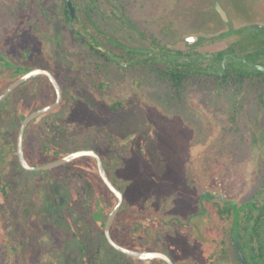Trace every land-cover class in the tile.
<instances>
[{"label": "rangeland", "instance_id": "374dc122", "mask_svg": "<svg viewBox=\"0 0 264 264\" xmlns=\"http://www.w3.org/2000/svg\"><path fill=\"white\" fill-rule=\"evenodd\" d=\"M99 1L102 9L109 8L108 0ZM121 1L128 3L127 10L134 22L140 27L142 23L141 29L154 35L151 22L157 1L112 0V5H119ZM178 1L181 3L178 13L181 10L189 14L187 26L176 38L170 36L164 26L161 27V43L175 50L188 48L185 37L203 27L207 20L219 21L215 12L209 11L207 15L200 9L198 19L194 21L197 12L191 16L196 10H193V0H160L163 22L169 21L170 5ZM221 2L235 22L234 28L247 24L264 25V0ZM85 3L88 6L89 0ZM207 3L205 0L204 5ZM9 9L16 13L15 18L9 19L10 25L16 26V35H25L17 42L28 53L29 58L23 64L55 70L61 66L64 70L57 72L64 84L73 82L61 107L40 117L31 127L27 142L30 156L44 165L54 161L56 154L61 152H97L123 192V206L135 214L160 217L166 221L160 224L161 232L152 244L141 239L147 251L159 250L169 254L176 264H231L216 253V244L211 241L219 237L218 231L213 230L215 216L211 204L201 198L194 186L199 174H209L208 182L201 185L200 192H221L233 198L236 196L233 187L224 182L233 174H237L236 180L240 181L237 159L242 163L248 160L251 163L253 159L249 134L235 136L241 142L240 147L232 149L220 145L221 148L216 149L224 134L220 124L213 125L217 120L209 114L214 117L226 97H214L208 90H188L183 95L199 94V102L191 105L194 109L188 102L186 108L164 103L165 88L156 84L140 88L143 92L140 94L125 83L119 69L105 67L102 60L97 59L98 67L91 69L88 64L93 60L90 61L86 46L80 50L76 36L71 35L72 27L65 20L59 22L64 51L59 53L55 49L56 43L50 44L49 51L54 57L51 66L42 45L27 26L36 11L26 15L30 7L25 8L22 14L26 16L22 21L21 6H4L0 7L2 19L8 15ZM0 25L3 28L9 24L1 22ZM39 29L42 33L40 26ZM102 29L129 43L131 37L139 38L136 31L126 28L114 15L111 21L107 19V26L103 24ZM233 39L227 38L222 43L205 40L200 44L195 42L192 47L202 52H214L225 48ZM142 40H138L139 44L150 46L148 41ZM7 42L11 53L20 52L15 41L8 39ZM69 73L71 78L67 80ZM46 81L44 77H38L0 102V141L17 140L21 126L19 117L48 100L50 87ZM103 82L108 86L101 88ZM92 93L94 97L90 95ZM122 98L126 101L123 107L119 111L113 110V103L117 105ZM245 123L241 119V127ZM243 130L241 128V132ZM229 138L231 143L233 137ZM5 151V148L0 150V163L4 162ZM53 151L56 154L53 155ZM12 153L17 155V146ZM223 153L225 155L221 156ZM91 168V157H81L50 170L18 168L9 176L8 193L0 191V264H123L122 256L110 252L104 241V229L96 206L98 208L99 195H108L106 187L96 176L92 177ZM240 169L243 175L253 173L252 168ZM80 170L85 178L77 174ZM219 176L223 178L222 184ZM251 184L248 179L242 182V195H251L248 194ZM173 218L184 225L177 221L172 223ZM187 223L191 226H186ZM230 253L234 255L233 250ZM126 259L140 264L131 257Z\"/></svg>", "mask_w": 264, "mask_h": 264}, {"label": "flooded vegetation", "instance_id": "af4514ba", "mask_svg": "<svg viewBox=\"0 0 264 264\" xmlns=\"http://www.w3.org/2000/svg\"><path fill=\"white\" fill-rule=\"evenodd\" d=\"M156 1L157 5L151 22L155 33L154 35H150L142 30V23L140 27V25H137L134 22V18L132 19V16L129 15V11L127 10L128 3L124 4L123 1H121L119 5H112V0H108L107 4L109 8L102 9L99 0H89L88 6L86 5L85 0H71L74 8L73 13L70 11L68 0H0V7H10L14 4L21 6L22 9L20 10V14L22 21H24L23 18L27 15V13L31 14L32 11H36L37 7H40L39 15L37 16L35 12V15L27 21V26L31 27V25L40 21L44 44L42 49L44 50V54L51 66L53 64L51 61L54 60V57L51 56L49 51L50 44L53 45L56 43L57 47L55 49H57V51L59 50V53L60 51H64V48H62L58 42V38L60 37L59 22L60 20L69 22L70 19L72 30L76 36L75 40L79 44L80 50L83 49L85 45V49L88 50L90 61L93 60L92 63L88 64L89 67L95 70L99 65L97 63V59H100L104 62L105 67L117 68V65L112 62L111 57L112 53L116 51L122 56V63L119 70L125 79V83L132 87V89H135L136 91L138 90L140 94H143L141 91L142 89L140 88L156 84V86L165 88L163 97L165 99V101H163L164 103H167L172 107L181 108H186L187 102L190 103V107H193L191 105H195L199 102L198 93L196 95H183L184 92L188 90L190 91L191 89L208 90L214 95V97H226V101L220 104L221 107L217 109L216 115L212 117L209 114V117L217 120V123L213 125L220 124L224 134L221 137L222 139L219 144H217L218 146L216 145V149L219 150L218 148H221L220 145L223 147L228 145V148L232 149H234L235 146L240 147L241 142L240 140H236L237 137L235 136L240 134H249V144L251 149L250 154L253 156V159L251 163L248 162L249 160L246 161V163L244 161L242 163L241 160L238 161L237 159L236 163H239L238 174L241 178L240 181L238 182L236 180L237 174H233L229 177V180L227 179V181L224 182L230 183L233 187L234 194L236 195L233 198L226 196L221 192L208 190H205L203 193L200 192L201 185L204 186L208 182L209 174H207V176L199 174V180L195 179L196 181L194 182V186L198 188V194L201 195V198L211 204L212 213L214 214L216 221L213 226V230L218 231L219 234L217 239H211V241L217 244L219 256L228 260L231 264H243L239 256L234 237L236 214L238 213L240 218L238 240L247 263L264 264V44L262 43L263 41L259 40V37L264 36V31H262L264 30V25H252L257 26L253 28L247 24L246 26H242L240 28H234L233 24L235 22L230 18L221 0L219 1L228 14V21H225L216 10L215 0H207V5H204L205 0L202 3H200L201 0H193V2L190 0L194 5L193 10L196 9L192 12L191 16L194 17L197 12L195 15L196 18H193L194 21L198 19L197 15L199 14V9L202 13H207V15L209 11L215 12L219 21L213 22L211 20H207V23H204L203 27H198L194 30V32H192V34L185 37V43L189 46L186 49H180V51L199 52L203 55V61L200 64L201 78H198L196 81L187 80L179 87H176L173 83L163 82L160 79L162 49L164 48V50H166L167 47L161 43V27L164 26L167 29L166 31H168L170 36L173 38L179 37L181 29L184 28L185 25L187 26L186 20L189 14L186 11L181 10L178 13L177 9L181 8V3L178 1V3H172V5H170L173 10L170 8V16H167L169 21L167 20L168 22H163L161 20L162 14L159 5L160 0ZM27 7H30V10H27L26 15L23 16L22 13L25 12V8ZM64 7H68V15L64 13ZM86 8L89 9L88 17L86 15L88 23L83 19L80 13L81 9ZM7 11L8 12L6 13H8V15L3 18L4 20L2 19L0 11V24L1 22L9 24L3 28H1L0 25V55L4 57V60H0V78L3 75H9L14 78V80L10 83L12 84L17 79L22 77L23 74H20L16 69L5 68L8 63H14L17 66L24 67L28 70L40 69V67H27L23 64V61L28 60L29 58L28 53L23 51L20 42L19 44L17 42L19 39L24 38L25 35H16V26L12 27L10 25L11 21L9 20L13 17L15 18L16 13L10 9ZM188 11L190 12V10ZM113 15L120 19L121 22L126 25V28L136 31L139 38L131 37V43H129L128 41L114 38L110 31L102 29V25L104 24L107 26V19L109 18L111 21ZM81 19H83L82 22ZM68 24L70 25V22ZM83 26H87L89 28L87 33L83 31ZM225 27L228 29L226 30ZM191 36L197 37L198 39L191 43L187 40V38ZM227 38L234 39L229 41L225 48L214 52H202L196 50L195 47H192L195 42L200 44L205 40H208L213 43H222ZM247 38L248 42L246 41ZM8 39L9 41L13 40L16 42L18 49H20L18 54L11 53V50L8 49ZM142 39L148 41L150 46L146 47L143 43L139 44L138 40ZM116 40L118 43L117 45L114 44ZM234 42H239L240 45L237 47V53H235L236 56L233 53H230V55H234L241 61V63L231 64L226 62L230 55L223 59L221 64L223 67L222 71L217 68L219 65L215 62L208 63L211 56H216L220 52L228 49L230 44ZM170 49L175 50L172 48ZM145 57H148L149 59L145 60ZM75 58L79 60V57ZM188 65L192 66L190 64H186L185 66ZM246 68H249V70L246 71ZM41 69L49 70L57 78L64 91V102L67 98V93L64 88L63 79L55 69L43 67ZM41 76L44 75H40L38 77ZM225 76L228 78H225ZM38 77L28 81L22 86L32 83L37 80ZM43 85L46 86L47 84ZM22 86L18 87L16 90L22 88ZM105 86L108 85L103 82L100 87L103 88ZM90 95L94 97L93 93ZM56 99L57 92L55 101ZM125 102L124 98H122L117 105L116 103H113L114 105L111 107L113 110L115 107L122 108V104ZM61 105L59 107H61ZM59 107L57 109H59ZM193 108L195 109V107ZM241 119L246 121L243 127H241ZM227 124H230V126L226 127L225 125ZM241 128H244L245 130L241 132ZM230 136L233 137L231 143L228 141L230 140ZM1 149L3 148H0V150ZM224 155L225 153L221 154V156ZM6 157L7 151H5L4 161L6 160ZM235 160L236 159L234 158L233 161L235 162ZM240 167H248V170L252 168L253 173L243 175V173H240ZM109 177L111 178L110 175ZM218 178L219 182L222 184L223 178L221 176ZM247 179L248 181H252V184L249 187L250 191L248 193L251 194L250 196H246V193L245 195L241 194L242 182ZM114 183L117 185L115 181ZM107 188L106 191L108 195L109 188ZM176 221L178 223H182L179 219L174 218L171 222L175 224L177 223ZM101 225L104 229L102 222ZM182 225H184V223H182ZM186 226L191 225L187 223ZM231 250H233L234 255L230 253Z\"/></svg>", "mask_w": 264, "mask_h": 264}, {"label": "trees", "instance_id": "16d2710c", "mask_svg": "<svg viewBox=\"0 0 264 264\" xmlns=\"http://www.w3.org/2000/svg\"><path fill=\"white\" fill-rule=\"evenodd\" d=\"M39 10H40V7H37V9H36V15L37 16L39 15ZM63 10H64V13H66L67 15L69 14L68 7H64ZM84 12H85V14H84ZM80 13H81L83 19L88 23V19L86 18V15L88 17L89 9L88 8L81 9ZM83 19H81V22ZM69 22H70V26H72L70 19H69ZM39 26H40V21H38V23H35L34 25H31V27H28V29L32 32L33 36H35V38H37L39 40L40 44L43 47L44 46L43 40H42L43 35L41 33V30L39 29ZM82 28H83V31L85 33L88 32L89 28L87 26H83ZM262 31H264V30H262ZM256 34H258V33H256ZM71 35H72V37L75 36V33L73 30H71ZM259 40L263 41L262 43L264 44V36L259 37ZM246 41L248 42V38L246 39ZM58 42H59V45L62 47V41H61L60 37L58 38ZM114 44L115 45L118 44L117 40H116V42H114ZM263 44H261V45H263ZM239 45H240L239 42L231 43L228 49L220 52L216 56H211L208 60V63L215 62L216 64L219 65L217 68L220 69V71H222L223 67L221 66V64L223 62V59L226 58L227 56H229L230 53H233L235 55V53H237V49H238L237 47ZM164 54H165V56H164ZM234 55H230L229 59H227L226 62L231 63V64L241 63V61L235 57L236 55L235 56ZM111 57H112V62L115 63L117 65V69H119L120 65L122 63V59H121L122 56L119 55V53H117L116 51H114L112 53ZM147 59H149V58L145 57V60H147ZM202 61H203L202 53H199V52H183L180 50H171L170 48H167V47H166V50H164V48H163L162 49V56H161L160 79L163 82L173 83L174 85H176V87H179L180 85H182L187 80L196 81L198 78H201L200 77V73H201L200 72L201 71L200 64ZM186 64H190L192 66H189V65L185 66ZM73 68H75V67L73 66ZM63 70L64 69L60 66L57 68L56 72L57 71L62 72ZM247 70H249V68H246V71ZM220 71H218V72H220ZM41 77H44L47 80L49 87H50L49 92H48V95H49L48 100L40 103L41 106L37 107L38 106L37 105L34 108L26 111V114L22 115L19 118L20 122H22L24 120V118L27 117L30 113H32V112H34L40 108H43L45 106H48L55 101L56 92H55L54 86L52 85V83L49 81V79L46 76H41ZM70 78H71V76L69 73V76H67V80H69ZM225 78H228V77L225 76ZM13 80H14V78L9 76V75H5V76L3 75L0 78V94L5 92V90L7 89V87L9 86V84ZM72 83L73 82L71 81L70 83L67 82L66 84H64V88H65L67 94L70 93V87H71ZM123 105L124 104H122V106ZM119 108L121 109V107H119ZM119 108L115 107L114 110L119 111L120 110ZM34 123H35V121L29 126V128L27 130L26 137H25V150H26L27 159H28L30 164L41 165L40 163L37 162L36 159H34L30 156L29 149H28V143L27 142H28L29 131H30V129ZM16 146H17V140L16 139L14 140V142L0 141V148H5L7 151L6 160L3 163H0V191H2L4 194L6 192L8 193V189L10 188L9 176L11 174L15 173V171L18 168L24 169L19 162L18 156L14 155L12 153L14 150H16ZM55 151H58V149ZM55 151L52 152L53 155L56 154ZM70 153H72V152L58 153V154H56L57 157L55 159H59V158L64 157L65 155H68ZM52 159H54V158L52 157ZM91 159L93 160V168H91V171H90V173L92 174V177L96 176V178H98V180L100 181V184H103L106 187L105 183L103 182V180L100 176L97 161L92 157H91ZM77 174L79 175V177L85 178L82 175L81 170L78 171ZM108 191H109L108 196H106V197L100 196V195L98 196V202H99L98 208L96 206L97 213L98 214L102 213V216L105 219L108 218L109 214L111 213V211L114 209V207L116 206V204L118 202L117 197L109 189H108ZM162 223L164 224V223H166V221L161 220L157 217L151 218V217H148V216L143 215V214L142 215L137 214V213L135 214L133 211H129L124 206H122L118 216L116 217V219L114 221L111 232H112V236L116 240V242L120 243L121 245H123L127 248H130L132 250L145 251L146 249H145V246L142 243L141 239L142 238L147 239L149 241V243L152 244L154 242V238L157 235H159V232H161V228L159 226ZM157 224H158V227H155V225H157ZM121 228L123 229L122 231L120 230ZM167 239H168L167 236L164 237L165 241ZM104 241H105L106 245L109 246L110 252L119 253L123 257V258L122 257L120 258V260L122 261L123 264H134L133 263L134 261H131V260L129 261L128 259H126V258H129L128 256H126L120 252H117L108 243L107 238L105 236V233H104ZM134 241H136V242H134ZM163 243H165V242H163ZM151 251L162 252L159 250H151ZM216 253L218 254L217 244H216ZM167 255H169V254H167ZM182 258H180V259H182ZM135 261L139 262L140 264L146 263L144 261H139V260H135ZM181 262H183V259L181 260ZM174 263L176 264L175 261H174ZM151 264H167V263L164 260L155 259L154 261H152Z\"/></svg>", "mask_w": 264, "mask_h": 264}, {"label": "water", "instance_id": "95a60500", "mask_svg": "<svg viewBox=\"0 0 264 264\" xmlns=\"http://www.w3.org/2000/svg\"><path fill=\"white\" fill-rule=\"evenodd\" d=\"M215 2H216V10L219 12V14L222 16V18L225 21H228L229 20L228 14H227L226 10L223 8L221 2L219 0H215ZM68 3H69L70 11L73 13L74 8H73L71 0H68ZM252 27L255 28L257 26H252ZM196 39H198V38L194 37V36L187 38V40L191 43L194 42ZM0 60H4V57L2 55H0ZM5 68L16 69L20 74H23V75H22V77L17 79L15 82L10 84L4 93L0 94V102L4 101L18 87L22 86L23 84L27 83L28 81H30V80H32V79H34L40 75L47 76L50 79V81L52 82V84L54 85L55 90L57 92V99L54 103L30 113L27 117L24 118V120L21 123L20 130H19L18 137H17V156L19 158L21 166L28 171L50 170V169H53L56 167L67 165V164H69V163H71V162H73L76 159L81 158V157H92V158H94L97 161L99 173H100V176H101L103 182L105 183V185L109 188V190L118 199L116 206L111 211V213L109 214L107 219L103 218L102 213L98 214L99 218L101 219V222L104 225V232H105V236L107 238L108 243L116 251H118V252H120V253L128 256V257H131L135 260L150 263V262L154 261L155 259H161V260H164L167 264H175L174 261L172 260V258L169 255H167L166 253L152 252V251H147V250H145V251L132 250V249L127 248V247L121 245L120 243L116 242V240L113 238L112 232H111L112 226H113L114 221H115L116 217L118 216V214L122 208V205L124 202V195H123V192L121 191V189L109 177L107 170L104 166L103 160L97 152H95L93 150H81V151H77V152H73V153H70L68 155H65L64 157H61L59 159H56V160L51 161V162L44 164V165H32L28 162L26 154H25V137H26V133H27L29 126L34 121L38 120L40 117L47 115L48 113L56 110L63 103L64 91H63V88L60 85L59 81L57 80V78L49 70L41 69V68L40 69L39 68L34 69V70H28L24 67L17 66L14 63H8L5 66ZM239 220H240L239 214L237 213L236 214V224L234 227V237H235L236 247H237L239 256H240L243 264H248L246 259H245L244 254L241 250L240 243L238 240Z\"/></svg>", "mask_w": 264, "mask_h": 264}]
</instances>
